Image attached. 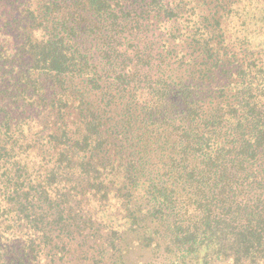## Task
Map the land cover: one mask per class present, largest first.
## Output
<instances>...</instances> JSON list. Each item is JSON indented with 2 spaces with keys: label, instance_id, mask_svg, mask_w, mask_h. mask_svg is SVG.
<instances>
[{
  "label": "trees",
  "instance_id": "16d2710c",
  "mask_svg": "<svg viewBox=\"0 0 264 264\" xmlns=\"http://www.w3.org/2000/svg\"><path fill=\"white\" fill-rule=\"evenodd\" d=\"M0 264H264V0H0Z\"/></svg>",
  "mask_w": 264,
  "mask_h": 264
}]
</instances>
